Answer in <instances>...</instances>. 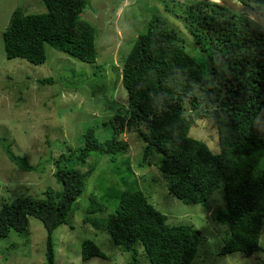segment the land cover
<instances>
[{"label":"trees","instance_id":"trees-1","mask_svg":"<svg viewBox=\"0 0 264 264\" xmlns=\"http://www.w3.org/2000/svg\"><path fill=\"white\" fill-rule=\"evenodd\" d=\"M41 1L45 13L16 10L11 14L1 35L6 58L40 65L49 46L82 63L95 64L94 30L81 20L87 0ZM236 1L264 17V0ZM178 4L188 11L181 20L194 51L185 49L179 33L154 16L122 64L126 112L110 119L113 131L102 142L94 129H86L76 163H85L94 153L111 158L126 153L128 145L121 134L123 130L133 133L143 144L140 166H149L151 157L160 155L157 169L177 200L205 206L215 190L222 189L225 207L217 210L214 220L226 226L227 233L217 254L240 253L249 258L263 251L259 240L264 226V29L244 13L209 0H178ZM212 55L221 61L224 77L216 69L209 79L204 77L203 62L211 61ZM198 122H208L215 131L218 152L190 134ZM10 146L4 153L12 164L25 172L47 166L62 190L23 192L0 202V240L10 232L27 237L33 218L47 235V264H54L52 235L67 223L92 169L81 173L74 168L72 156L64 154L32 168L28 158L15 155ZM83 224L106 232L112 244L128 254L129 264H138L139 246L149 264H192L203 241L192 226L167 225L166 217L140 191H123L108 214L90 195ZM92 258L106 256L91 240L84 241L81 259Z\"/></svg>","mask_w":264,"mask_h":264},{"label":"rangeland","instance_id":"rangeland-1","mask_svg":"<svg viewBox=\"0 0 264 264\" xmlns=\"http://www.w3.org/2000/svg\"><path fill=\"white\" fill-rule=\"evenodd\" d=\"M209 1L222 6L219 0ZM16 10L25 14L46 12L41 0H0V139L3 140L0 143V202L23 192L39 194L51 189L59 193L62 190L47 166L43 165L38 172H25L12 164L4 153L8 143H11V152L26 156L32 168L64 154L72 156L74 168L81 173L92 169L85 191L72 207L67 223L52 235L54 264H129L128 254L115 247L106 232L83 224L90 195L106 207L108 214L117 207L123 191L142 192L166 217L167 225H188L201 232L203 241L192 264H264V226L259 240L262 252L249 258L240 253L218 256L227 233V227L214 220L217 210L225 207L222 189H216L205 206L177 200L169 194L167 182L157 169L160 155H153L149 166H140L143 144L133 133L123 130L121 134L128 145L126 153L112 158L94 153L85 158V163H76L86 129H94L102 142L113 131L109 127L110 119L126 112L122 64L135 39L146 32L154 16L179 33L185 49L194 51L193 45L188 46L192 38L181 20L187 17L188 11L179 6L178 0H87L81 20L94 30L95 64L82 63L49 46H45L46 61L40 65L7 59L1 35ZM244 17L254 21L247 14ZM203 63L206 79L214 69L223 77L226 75L220 72L222 63L218 57L212 55L211 61L206 59ZM43 79H51L52 83L41 84L39 81ZM190 134L206 143L211 152H218L217 136L208 122H198ZM24 235L10 232L0 240V264H47V235L42 225L29 219V233L27 237ZM87 240L106 258L82 261L81 246ZM137 249L138 264H149L142 247Z\"/></svg>","mask_w":264,"mask_h":264},{"label":"water","instance_id":"water-1","mask_svg":"<svg viewBox=\"0 0 264 264\" xmlns=\"http://www.w3.org/2000/svg\"><path fill=\"white\" fill-rule=\"evenodd\" d=\"M220 4L234 13H244L249 15L260 27L264 29V17L256 12L252 7L238 4L232 0H219Z\"/></svg>","mask_w":264,"mask_h":264}]
</instances>
